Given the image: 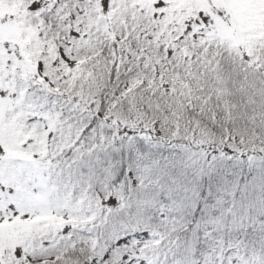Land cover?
I'll return each instance as SVG.
<instances>
[{
	"label": "snow or ice",
	"instance_id": "snow-or-ice-1",
	"mask_svg": "<svg viewBox=\"0 0 264 264\" xmlns=\"http://www.w3.org/2000/svg\"><path fill=\"white\" fill-rule=\"evenodd\" d=\"M0 264H264V0H0Z\"/></svg>",
	"mask_w": 264,
	"mask_h": 264
}]
</instances>
